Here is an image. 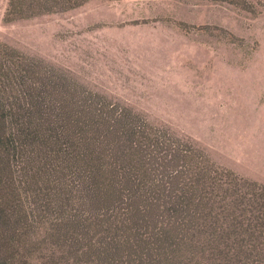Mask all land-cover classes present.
I'll return each instance as SVG.
<instances>
[{
	"label": "trees",
	"instance_id": "16d2710c",
	"mask_svg": "<svg viewBox=\"0 0 264 264\" xmlns=\"http://www.w3.org/2000/svg\"><path fill=\"white\" fill-rule=\"evenodd\" d=\"M89 1L8 0L4 20ZM0 264H264V185L0 43Z\"/></svg>",
	"mask_w": 264,
	"mask_h": 264
},
{
	"label": "rangeland",
	"instance_id": "374dc122",
	"mask_svg": "<svg viewBox=\"0 0 264 264\" xmlns=\"http://www.w3.org/2000/svg\"><path fill=\"white\" fill-rule=\"evenodd\" d=\"M0 43L264 185V0H91L6 22Z\"/></svg>",
	"mask_w": 264,
	"mask_h": 264
}]
</instances>
